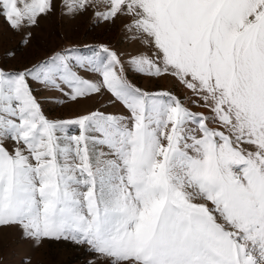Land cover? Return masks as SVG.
Here are the masks:
<instances>
[{
  "label": "snow or ice",
  "instance_id": "1",
  "mask_svg": "<svg viewBox=\"0 0 264 264\" xmlns=\"http://www.w3.org/2000/svg\"><path fill=\"white\" fill-rule=\"evenodd\" d=\"M78 18L119 22L133 50L40 54ZM0 19V240L16 231L18 264L52 243L89 264H264V0H0ZM92 97L71 118L42 107Z\"/></svg>",
  "mask_w": 264,
  "mask_h": 264
},
{
  "label": "rangeland",
  "instance_id": "2",
  "mask_svg": "<svg viewBox=\"0 0 264 264\" xmlns=\"http://www.w3.org/2000/svg\"><path fill=\"white\" fill-rule=\"evenodd\" d=\"M0 25H3L2 19H0ZM59 26L60 25L56 16L49 17L48 20L42 19L40 28L33 29L36 34V40H34V43L41 40V38L47 37L50 30H55L59 28ZM64 27L67 31L69 39L63 42L54 41L53 43L44 46L40 54H46L52 47L59 46V43L69 42L83 45L104 41L109 43L113 48L121 51L133 50V45L129 43L119 29V22H117V25L114 27H108L106 25L92 27L91 22L87 18H78L75 21L66 22ZM31 58H39V55L32 56ZM13 63L17 67L20 66L16 62ZM81 74L85 75L87 78H93L88 73ZM127 75L133 83L149 90L157 87H168V83L166 81L147 80L141 75L131 71H128ZM58 95V93L47 91L38 93V96L49 98ZM107 98L108 97L106 95L105 99ZM99 106L100 105L97 103V97L81 100L79 103L75 104L69 103L67 105H57L52 102L51 99H47L42 104L43 110L47 115L59 118H71L74 115L82 114L87 110H91ZM101 110L106 112L116 111V109L111 106L101 108ZM46 248L47 251L41 250V252L35 256V258L39 260L40 264H89V261L94 259L93 254L87 250L86 246L52 243L50 245H46ZM19 249L20 245L16 239V231L14 229L5 230L3 239L0 240V255H3L7 264H18L20 259Z\"/></svg>",
  "mask_w": 264,
  "mask_h": 264
}]
</instances>
